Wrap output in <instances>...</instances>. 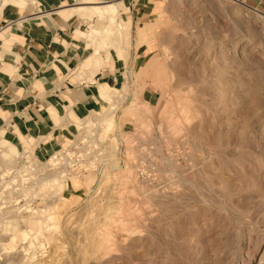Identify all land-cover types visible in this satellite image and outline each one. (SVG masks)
Wrapping results in <instances>:
<instances>
[{
	"label": "rangeland",
	"instance_id": "rangeland-1",
	"mask_svg": "<svg viewBox=\"0 0 264 264\" xmlns=\"http://www.w3.org/2000/svg\"><path fill=\"white\" fill-rule=\"evenodd\" d=\"M237 1L160 0L138 42L153 52L122 85L131 100L108 112L122 160L97 197L85 198L92 178L42 197L41 214L0 210V264H264V18ZM114 29L126 60L131 34ZM143 131L157 148L139 169L130 141ZM7 145L0 171L23 151Z\"/></svg>",
	"mask_w": 264,
	"mask_h": 264
},
{
	"label": "crops",
	"instance_id": "crops-1",
	"mask_svg": "<svg viewBox=\"0 0 264 264\" xmlns=\"http://www.w3.org/2000/svg\"><path fill=\"white\" fill-rule=\"evenodd\" d=\"M242 1L264 18V0ZM159 3L2 0L0 135L5 140L1 143L12 152V145L29 149L40 160L66 147L75 135L74 126L103 112L110 91L127 82L128 69L151 56L152 47L138 42ZM104 21L109 28L98 26ZM125 27L132 37L126 60L120 56L123 48L111 47L118 42L107 39L113 28L120 38ZM145 101L153 106L155 97L150 93Z\"/></svg>",
	"mask_w": 264,
	"mask_h": 264
},
{
	"label": "built area",
	"instance_id": "built-area-1",
	"mask_svg": "<svg viewBox=\"0 0 264 264\" xmlns=\"http://www.w3.org/2000/svg\"><path fill=\"white\" fill-rule=\"evenodd\" d=\"M127 83L132 84V79ZM122 87L110 91L111 102L104 101L105 112L93 113L74 126L75 135L66 147L45 160L23 149L8 169L0 171L1 211L10 210L27 217L41 214L42 208L48 206L46 200L41 201L42 197L54 195L62 199L60 197L65 198L67 194L73 195L77 185L83 187L84 182L92 178L94 183L86 189L85 198L97 197L100 190L94 188L95 184L111 169L112 157L122 160L129 143L124 133H110L109 115L118 114L131 100ZM140 136L141 139L130 141L131 149L137 153L139 169L143 167L144 153L155 152L157 148L151 132L143 131Z\"/></svg>",
	"mask_w": 264,
	"mask_h": 264
},
{
	"label": "bare ground",
	"instance_id": "bare-ground-1",
	"mask_svg": "<svg viewBox=\"0 0 264 264\" xmlns=\"http://www.w3.org/2000/svg\"><path fill=\"white\" fill-rule=\"evenodd\" d=\"M129 78H131V77H129ZM92 117V116H91ZM113 122V118H110V123H112ZM2 140H5V138L2 136V135H0V142H2ZM7 149V148H6ZM8 154V153H7ZM9 166H11V165H7V167H5V169L4 170H6V169H8V167ZM3 170V171H4ZM55 195H58V192H55L54 193ZM60 198H62V197H60Z\"/></svg>",
	"mask_w": 264,
	"mask_h": 264
}]
</instances>
